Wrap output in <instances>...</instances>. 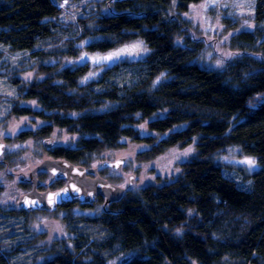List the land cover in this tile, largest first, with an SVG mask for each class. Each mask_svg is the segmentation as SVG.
Returning a JSON list of instances; mask_svg holds the SVG:
<instances>
[{
  "label": "clouds",
  "instance_id": "clouds-1",
  "mask_svg": "<svg viewBox=\"0 0 264 264\" xmlns=\"http://www.w3.org/2000/svg\"><path fill=\"white\" fill-rule=\"evenodd\" d=\"M0 16V264H264V0Z\"/></svg>",
  "mask_w": 264,
  "mask_h": 264
},
{
  "label": "trees",
  "instance_id": "trees-1",
  "mask_svg": "<svg viewBox=\"0 0 264 264\" xmlns=\"http://www.w3.org/2000/svg\"><path fill=\"white\" fill-rule=\"evenodd\" d=\"M13 19L15 20L16 19V17H13ZM2 22H5V20H4V17L3 16H0V23H2ZM93 123H94V121H93ZM195 178V177H194ZM131 214V213H130Z\"/></svg>",
  "mask_w": 264,
  "mask_h": 264
}]
</instances>
